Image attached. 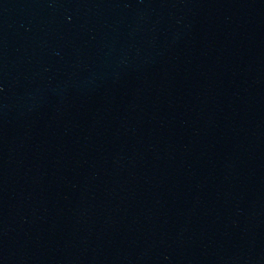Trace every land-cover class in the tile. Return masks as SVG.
<instances>
[{"label":"water","instance_id":"95a60500","mask_svg":"<svg viewBox=\"0 0 264 264\" xmlns=\"http://www.w3.org/2000/svg\"><path fill=\"white\" fill-rule=\"evenodd\" d=\"M0 264H264V0H0Z\"/></svg>","mask_w":264,"mask_h":264}]
</instances>
